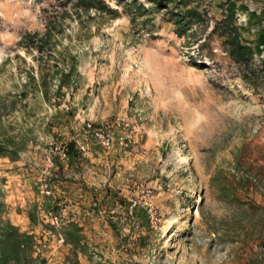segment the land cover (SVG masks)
<instances>
[{
	"label": "rangeland",
	"instance_id": "obj_1",
	"mask_svg": "<svg viewBox=\"0 0 264 264\" xmlns=\"http://www.w3.org/2000/svg\"><path fill=\"white\" fill-rule=\"evenodd\" d=\"M220 1H204L214 18ZM107 2L117 17L79 22L56 0H0V133L26 135L16 160L0 157L3 217L35 235L43 264H264V74L245 82L219 38L199 49L145 1L150 30ZM243 2L264 12V0ZM54 18L58 40L43 56L25 50L23 36ZM68 54L72 89L57 94L50 76L45 96L28 84L38 61L51 73ZM92 129L112 144L97 143ZM69 140L89 148L60 159L55 147ZM46 209L83 227L85 254L58 244L63 225L43 221Z\"/></svg>",
	"mask_w": 264,
	"mask_h": 264
},
{
	"label": "trees",
	"instance_id": "obj_2",
	"mask_svg": "<svg viewBox=\"0 0 264 264\" xmlns=\"http://www.w3.org/2000/svg\"><path fill=\"white\" fill-rule=\"evenodd\" d=\"M57 6L62 8V14L81 21L83 15L88 17H110L119 15L117 9L113 8L107 0H56ZM122 5V10L130 17L132 22L140 20V24L147 30L154 27L151 22L150 9L144 1L154 9L163 11L164 19L172 25V30L179 38L197 43V47L202 49L210 39L217 37L222 48L231 61L243 67L245 71L242 78L245 82L254 84L256 79L264 74V57L260 60V67L252 63L254 56L260 57L264 52V12L250 9L243 0H221L218 3L220 17L214 18L209 15V11L204 3L205 0H116ZM74 14V15H73ZM240 15H244L246 23H238ZM62 17V16H61ZM141 18V19H140ZM62 32V21L54 18L48 20L45 30L39 33L25 34L22 38L25 50L34 48L43 56L45 46L51 40H58L57 33ZM26 42V43H25ZM55 47V45H54ZM52 47V48H54ZM55 50V49H54ZM58 53V52H57ZM56 53V55H57ZM46 57L52 58L55 53L50 51L45 53ZM67 61L60 59V63H55L51 73L44 69L41 61H38V71L28 75V84H33L37 91L46 95L47 77L56 80L57 94H61L66 88L70 90L74 85V77L77 75L76 61L73 55H67ZM36 73H34V72ZM22 94L26 95L25 91ZM63 94V93H62ZM12 106L15 104L11 101ZM25 134L9 135L0 133V157H7L14 161L18 158L19 151L25 145ZM15 137H21L15 139ZM67 159L79 158V151L74 140H69L63 144ZM62 167L58 165V170L54 173V181H59ZM214 180L216 177L213 178ZM5 204L0 201V264H43L39 255L35 254V235L21 230L18 225L13 224L8 218H4L2 213ZM29 219L35 221L33 213H28ZM64 241L71 247L72 253L87 252L86 237L83 234V227L76 221L68 220L62 227ZM72 264H77L75 260Z\"/></svg>",
	"mask_w": 264,
	"mask_h": 264
},
{
	"label": "built area",
	"instance_id": "obj_3",
	"mask_svg": "<svg viewBox=\"0 0 264 264\" xmlns=\"http://www.w3.org/2000/svg\"><path fill=\"white\" fill-rule=\"evenodd\" d=\"M90 132H91L92 138L95 139L97 143H99L100 145L109 146L112 144L113 138L109 133H106L102 131L101 129H92L90 130ZM119 140L123 141L124 137L123 136L119 137ZM74 141L76 143V148L79 152L81 151L84 152L88 150L89 146L87 142L81 141V140H74ZM55 149L58 150V155L60 159H67L63 147L62 148L55 147ZM49 162H50V159H49ZM54 168L57 169L58 167L56 166ZM41 190L45 195L51 194V190L46 181L41 183ZM41 218L43 219V221L47 222L54 229H61L63 225V220L60 214L52 211L51 209L43 210L41 212ZM28 233H32V232H28ZM56 241L60 245L65 243L64 236L59 231L56 233Z\"/></svg>",
	"mask_w": 264,
	"mask_h": 264
}]
</instances>
